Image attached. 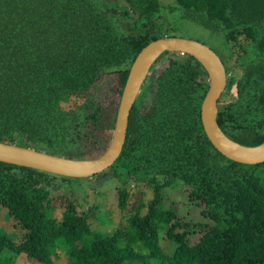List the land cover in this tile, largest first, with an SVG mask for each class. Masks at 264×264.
Segmentation results:
<instances>
[{
  "label": "trees",
  "instance_id": "16d2710c",
  "mask_svg": "<svg viewBox=\"0 0 264 264\" xmlns=\"http://www.w3.org/2000/svg\"><path fill=\"white\" fill-rule=\"evenodd\" d=\"M168 13L224 35L218 125L238 143L264 141V0H0V142L68 158L101 155L129 67L166 24L168 34ZM155 59L119 156L93 175L118 181L120 208L134 195L132 181L153 186L150 201L137 194L126 226L100 234L69 200L72 177L0 161V209L12 224V235L0 229V264L19 254L51 264L59 251L65 264H264V162L229 159L208 139L201 104L209 77L196 58L164 51ZM111 73L114 105L102 92ZM71 97L80 102L65 108ZM175 186L199 216L165 205ZM54 189H65L56 194L65 199L59 219Z\"/></svg>",
  "mask_w": 264,
  "mask_h": 264
},
{
  "label": "water",
  "instance_id": "95a60500",
  "mask_svg": "<svg viewBox=\"0 0 264 264\" xmlns=\"http://www.w3.org/2000/svg\"><path fill=\"white\" fill-rule=\"evenodd\" d=\"M164 51L189 54L207 71L209 87L201 104V121L213 146L224 156L237 162L246 164L264 162V141L254 146L238 143L228 137L218 125L217 101L226 86V71L221 58L204 43L170 36L166 30L161 37L146 44L130 65L117 107L112 138L101 155L96 158H68L14 143L0 142V161L72 178L91 177L109 168L122 150L129 113L149 68L155 58Z\"/></svg>",
  "mask_w": 264,
  "mask_h": 264
},
{
  "label": "rangeland",
  "instance_id": "374dc122",
  "mask_svg": "<svg viewBox=\"0 0 264 264\" xmlns=\"http://www.w3.org/2000/svg\"><path fill=\"white\" fill-rule=\"evenodd\" d=\"M171 0H160V2L165 5ZM166 10V9H165ZM164 10V11H165ZM166 12V11H165ZM167 13V12H166ZM170 18L171 29L168 31V35L183 37L187 39L197 40L204 43L212 50H214L220 58L226 51V42L224 35L221 32H213L209 29H206L199 24L188 20L177 18L174 14L167 15ZM173 16L175 18H173ZM167 31V27H165ZM164 30V32H165ZM117 83V77L115 74L111 73L107 77L104 85L102 86V92L104 96L108 98V102L115 104L117 100V94L109 93V86ZM100 86V87H101ZM106 94V95H105ZM224 99H229L225 97ZM80 102V99L71 97L69 101L65 104V108L77 104ZM111 176V175H110ZM104 175L93 176L88 178H71L70 183L66 188V191L72 202L75 203L76 209L79 212H86L88 219L93 231L104 234L115 228L126 226L129 216L134 212L132 208V202L137 194L142 196L143 201L147 204L153 196V186L141 183L129 182L128 187L130 188L131 194H134L130 197L128 204L124 208H120L117 204V193L116 186L119 185L118 181L115 178H112ZM61 189H54L52 191V205H53V214L59 219L61 211L63 210V203H65L64 197H59L58 193L64 192ZM187 193L180 186H175L165 190V205L171 207L178 212L179 215L187 219L196 218L199 216L200 207L198 205H193L192 203L186 202ZM146 207H143L141 214H144ZM0 229L8 234L12 233V224L11 221H7V218L3 215V210L0 209ZM12 235V234H11ZM195 237L192 236V240ZM161 245L165 251H171V243L166 238L161 239ZM61 251L57 252L56 256L53 259L51 264H65L67 261L66 256ZM15 264H45L38 263L35 260H30L26 256L15 255L14 257Z\"/></svg>",
  "mask_w": 264,
  "mask_h": 264
}]
</instances>
